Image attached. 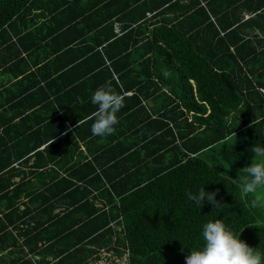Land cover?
Here are the masks:
<instances>
[{"label":"trees","instance_id":"1","mask_svg":"<svg viewBox=\"0 0 264 264\" xmlns=\"http://www.w3.org/2000/svg\"><path fill=\"white\" fill-rule=\"evenodd\" d=\"M260 88L264 0H0V264H186L216 219L264 254Z\"/></svg>","mask_w":264,"mask_h":264},{"label":"clouds","instance_id":"2","mask_svg":"<svg viewBox=\"0 0 264 264\" xmlns=\"http://www.w3.org/2000/svg\"><path fill=\"white\" fill-rule=\"evenodd\" d=\"M125 95L116 91L111 83H106L98 88L91 97V103L96 105V111L84 119L77 121L78 127L88 120H93L91 132L94 136L106 137L115 131L118 123L117 113L125 106ZM54 139L49 141L50 145ZM255 162L243 168L246 174L241 182L242 194L253 195L252 207L264 206V199L258 194L264 189V147L255 145L251 149ZM217 193L199 190L195 195L189 193L188 199L203 206L208 202L214 208L220 204L216 199ZM241 233H236L225 225L222 219L209 221L203 226V248L192 250L185 257L186 264H264V254L257 248L250 247L241 241Z\"/></svg>","mask_w":264,"mask_h":264},{"label":"rangeland","instance_id":"3","mask_svg":"<svg viewBox=\"0 0 264 264\" xmlns=\"http://www.w3.org/2000/svg\"><path fill=\"white\" fill-rule=\"evenodd\" d=\"M115 30H117V27H115ZM1 77L6 80V75H1Z\"/></svg>","mask_w":264,"mask_h":264},{"label":"built area","instance_id":"4","mask_svg":"<svg viewBox=\"0 0 264 264\" xmlns=\"http://www.w3.org/2000/svg\"><path fill=\"white\" fill-rule=\"evenodd\" d=\"M262 95L264 96V89L260 88Z\"/></svg>","mask_w":264,"mask_h":264},{"label":"water","instance_id":"5","mask_svg":"<svg viewBox=\"0 0 264 264\" xmlns=\"http://www.w3.org/2000/svg\"><path fill=\"white\" fill-rule=\"evenodd\" d=\"M148 104H150V102H148Z\"/></svg>","mask_w":264,"mask_h":264}]
</instances>
